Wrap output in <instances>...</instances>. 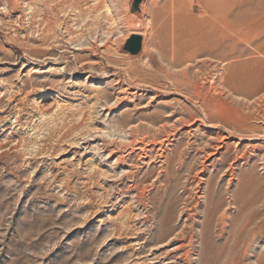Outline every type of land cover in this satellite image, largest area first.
Instances as JSON below:
<instances>
[{"label": "rangeland", "instance_id": "374dc122", "mask_svg": "<svg viewBox=\"0 0 264 264\" xmlns=\"http://www.w3.org/2000/svg\"><path fill=\"white\" fill-rule=\"evenodd\" d=\"M131 2L0 0V264H264L249 0Z\"/></svg>", "mask_w": 264, "mask_h": 264}, {"label": "bare ground", "instance_id": "6f19581e", "mask_svg": "<svg viewBox=\"0 0 264 264\" xmlns=\"http://www.w3.org/2000/svg\"><path fill=\"white\" fill-rule=\"evenodd\" d=\"M213 0H203V3H202V7H203V10L205 12H214L215 11V6L214 4L212 3ZM250 2V5L249 7L247 8L248 9V12L249 14L246 15L245 18H243V21H239V24H237V22H235V24L239 25L238 27L235 26V28H231V26H227L229 25L230 21L226 20L225 22H223L221 24V28L218 27L216 29H214V31L212 33H214V35L216 37H218L219 35H222L223 34V31L225 32H228V31H234L236 34H239L240 36H242L243 34L245 33H248V32H254V31H259V30H264V0H257V1H254V0H249ZM157 10V9H156ZM224 19V18H222ZM237 19V18H236ZM232 22V21H231ZM233 24V23H232ZM244 24V25H243ZM242 25L245 26L242 28ZM232 29V30H231ZM260 32V31H259ZM228 34V33H227ZM224 35V34H223ZM263 36V35H262ZM224 37V36H223ZM219 38V37H218ZM224 39V38H223ZM230 39V38H229ZM220 40V39H219ZM222 40V39H221ZM220 40V42H215L214 41H206V44H207V50H206V58H213V57H217L219 56V54L222 53V50L224 51L223 49V43L222 41ZM217 41V40H216ZM206 46V45H205ZM225 48V47H224ZM221 52V53H220ZM239 52V51H238ZM238 52H237V55H238ZM242 52V51H241ZM239 52V54L241 53ZM243 53V52H242ZM245 53V52H244ZM232 54V53H231ZM229 54V55H231ZM247 54V53H246ZM227 55V56H229ZM241 55V54H240ZM226 57V56H225ZM231 57V56H230ZM238 57V56H237ZM240 57V56H239ZM233 59V58H232ZM206 65H208L206 63ZM130 97V96H129ZM120 99V98H119ZM129 102V101H128ZM132 102V101H131ZM171 121V120H170ZM141 123V122H140ZM158 124V123H157ZM156 124V125H157ZM172 127V126H171ZM137 129V128H136ZM166 129H167V125L164 124L163 122L158 126V129L157 130H154L153 133H150V137H152V140H155L157 137V135L161 134V133H166ZM148 130V129H147ZM169 130V129H168ZM157 131V132H156ZM136 132V130H135ZM170 132V131H169ZM134 133V132H133ZM132 133V135H133ZM167 135V134H166ZM171 135V134H170ZM143 136V135H142ZM149 135H147L146 138H148ZM148 139H151V138H148ZM156 141V140H155ZM153 141V142H155ZM162 142V141H161ZM219 142V141H218ZM152 143V142H150ZM155 145V144H154ZM165 146V145H164ZM151 147V146H150ZM155 147V146H154ZM159 148V147H158ZM160 153H159V156L160 157H166L167 158V152L166 150L161 146L160 148ZM158 149V150H159ZM151 150V149H149ZM215 150V149H214ZM238 151V150H237ZM146 152V151H145ZM218 153V150L216 151L215 154ZM151 154V153H150ZM210 154V153H209ZM148 157V156H147ZM232 172V171H231ZM186 256V255H185Z\"/></svg>", "mask_w": 264, "mask_h": 264}, {"label": "water", "instance_id": "95a60500", "mask_svg": "<svg viewBox=\"0 0 264 264\" xmlns=\"http://www.w3.org/2000/svg\"><path fill=\"white\" fill-rule=\"evenodd\" d=\"M144 0H132L131 6L129 8V13L134 15L139 11V5ZM142 36L137 33L131 34L124 42L122 49L128 52L130 55H138L142 49Z\"/></svg>", "mask_w": 264, "mask_h": 264}]
</instances>
